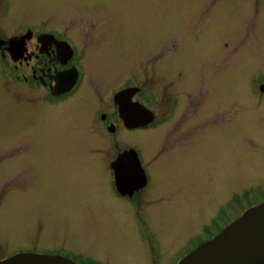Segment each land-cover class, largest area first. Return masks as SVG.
Segmentation results:
<instances>
[{
    "label": "rangeland",
    "instance_id": "obj_1",
    "mask_svg": "<svg viewBox=\"0 0 264 264\" xmlns=\"http://www.w3.org/2000/svg\"><path fill=\"white\" fill-rule=\"evenodd\" d=\"M8 9L6 18L14 25L48 21L59 31L70 30L72 39L80 42L90 72L83 91L70 101L88 95V90L101 89L103 102L109 103L110 90L123 86L126 78L143 83L146 70L160 73L165 69L173 77L180 70L192 90L202 92L195 99L188 88L184 90L180 109L155 129L120 127L115 134L84 126L81 131L74 119L85 110L84 105L47 116L46 110L38 108L35 94L39 88L23 78H29L27 67H9L8 77L0 67V167L13 168L18 178L15 182L13 174L9 175L5 191H0V196L6 193L0 208V257L21 243L34 241L54 242L53 247L83 252L82 258L105 264L152 263L124 204L112 199L108 190L106 162L115 152V136L119 146L150 136L159 138L158 146L146 148L147 158L156 168L161 158H168L188 142L190 131L196 129L201 136L229 128L228 133L205 136L196 149L194 161L199 169L207 164V155L212 157V177L208 185L200 183L201 202L190 217L194 224L207 218L210 208L220 201L217 194L221 190L231 192L235 199L244 188L250 192L245 197L264 192V96L254 88L259 74L264 73V0H13ZM13 30L5 28L6 32ZM149 86L162 90L156 83ZM46 104L56 107L61 103ZM212 117L216 120L210 122ZM30 169L45 170L39 173L37 189L30 185ZM46 173L47 183L42 186ZM56 175L61 182L53 187ZM178 175L159 172L162 191H168ZM11 185L25 191L22 194L31 200H47L53 208L48 209L53 217L41 221L45 236L22 237L23 230L32 225L24 217L20 220L11 199L21 192ZM116 207L124 214L116 216ZM145 211L155 242L159 236L154 221L173 247L167 212L159 208L154 214L150 208ZM178 230L182 236L192 229L183 219Z\"/></svg>",
    "mask_w": 264,
    "mask_h": 264
},
{
    "label": "flooded vegetation",
    "instance_id": "obj_2",
    "mask_svg": "<svg viewBox=\"0 0 264 264\" xmlns=\"http://www.w3.org/2000/svg\"><path fill=\"white\" fill-rule=\"evenodd\" d=\"M13 0H0V67L4 71L5 76H9V67L14 69L27 67L29 78L24 75V80H30L31 84L38 87L35 96L39 99L38 108H42L47 116L57 115L62 112L69 113L72 108L85 106V110L79 112L75 118L74 124H78L82 129L84 126L95 128H105L112 133H117L120 127H125L124 121L119 115L118 105L114 100V96L120 90L126 88H136L132 94L131 101L140 103L147 110L145 118H151L146 123L132 127V131L155 129L169 121L180 109L184 90L187 88L193 93V97L197 99L202 91L192 90L190 81L181 75L180 70H176L177 77L165 74V69L159 70L160 73L152 70L143 71V83H134L132 78H126L123 86L110 90L109 97L112 100L107 103L104 101L101 89H93V93L88 90V95H78L79 98L69 100V98L82 92L85 87V78L87 72L86 65L83 61L85 51L65 30L59 31L56 25H50L48 21L41 22H22L12 24L7 20L8 8ZM5 28H14L11 32H6ZM82 30V29H81ZM98 32V31H97ZM71 33V34H70ZM70 34V35H69ZM131 74V73H130ZM260 78L255 82L260 96H264V90L260 86L264 85V73L259 74ZM149 83H156L162 87V90H155L149 86ZM183 84V89L181 85ZM68 89L61 91L64 87ZM171 86V92L168 88ZM181 87V88H180ZM185 88V89H184ZM183 90V91H182ZM169 92L170 96H167ZM205 92V91H203ZM159 93V98L156 95ZM209 100L211 95L206 92ZM97 98V100H94ZM160 99V100H159ZM69 100L68 102H65ZM209 100L207 103L209 104ZM46 103L60 104L56 107H48ZM65 103V104H62ZM158 106V109L156 108ZM215 117L211 118L212 122ZM211 124V123H210ZM208 128H212L209 126ZM226 130H218L214 133L207 132L203 136H198L196 129L190 131L187 137L188 142L180 147V151L171 152L168 158L160 159L159 166L154 168L151 161L147 158L146 148L151 150L158 146L157 137L150 136L142 142L135 141L132 144L126 143L125 146H119L117 136L114 138L113 146L115 152L106 162L109 172L107 176V186L112 199L124 204L126 215L135 223L137 230L136 237L141 245L145 247L146 257L152 260V263L146 264H176L183 256L192 251L197 245L213 237L220 232L232 220L239 217L242 212L258 203L264 201V198L253 201L257 196L264 197V192H259L255 197H245L250 192L244 188L240 190L238 198H232L231 192L226 191L225 194L220 191L217 194L219 202L215 203L214 208H210L207 218L198 224H194L190 219L191 212L196 210L199 202V187L211 182L212 157L207 155V164L201 169L195 164L194 157L200 141L212 133L218 132L228 133ZM214 138V137H213ZM212 138V139H213ZM131 149L134 152L124 154L122 150ZM168 154V153H167ZM126 158V159H124ZM128 158V160H127ZM135 158V160H134ZM36 161L33 159L32 163ZM1 166V165H0ZM32 188L40 187V175L44 169H30ZM43 170V171H42ZM16 170L4 169L0 167V191L6 188L8 176L13 174L15 182L18 180ZM68 171V170H67ZM72 169L68 172L71 174ZM169 171L170 174L179 175L170 183V189L166 192L162 191L163 181L158 176L159 172ZM47 172V170H46ZM42 180V186H46L47 173ZM200 180V182H199ZM53 187L58 186L61 180L56 175L53 177ZM202 185H201V184ZM56 185V186H54ZM5 186V187H4ZM17 186V185H16ZM15 187V186H10ZM15 189H19L16 188ZM5 191V190H4ZM20 191V189H19ZM16 194L13 201L18 208L20 220L25 218L26 224L32 226L23 230L22 237L30 238L32 236H45V226L41 222L42 218L49 219L53 217L48 209L53 211L47 200H31L32 197L23 195L25 191ZM212 192V188H211ZM210 192V193H211ZM28 193V192H27ZM6 193L2 192L0 196V208L4 202ZM222 198V199H221ZM111 199V200H112ZM113 201V200H112ZM117 208V207H116ZM150 208V212L154 214V209H162L167 212L165 220L167 221V232L169 237L175 241L173 247L169 239L154 221V229L158 231V241L155 242L154 235L147 227L146 209ZM47 209L46 212L43 210ZM185 210V211H184ZM43 211V212H42ZM124 211L117 208L115 215L120 216ZM185 219L191 227V231L184 235H179V227L182 220ZM23 222V221H22ZM134 231V228H133ZM54 242L50 244H38L34 241L19 244L12 252L0 259L12 256L16 253H35L44 255H59L70 258L81 264H105L96 262L89 258H82V254H74L73 252L60 246L53 247ZM183 245V249L180 246Z\"/></svg>",
    "mask_w": 264,
    "mask_h": 264
},
{
    "label": "water",
    "instance_id": "obj_3",
    "mask_svg": "<svg viewBox=\"0 0 264 264\" xmlns=\"http://www.w3.org/2000/svg\"><path fill=\"white\" fill-rule=\"evenodd\" d=\"M67 87L61 91L68 89ZM135 89L126 88L114 96L119 115L128 128L141 125L151 119L144 117L147 110L143 105L131 101ZM260 89L264 90V85L260 86ZM133 152L131 149L123 150L120 158L124 157V154ZM0 264L80 263L59 255L22 252L0 259ZM176 264H264V202L244 210L239 217L212 238L200 243Z\"/></svg>",
    "mask_w": 264,
    "mask_h": 264
}]
</instances>
